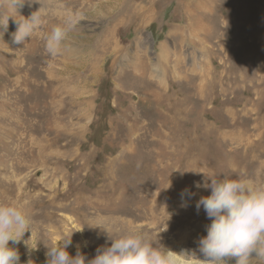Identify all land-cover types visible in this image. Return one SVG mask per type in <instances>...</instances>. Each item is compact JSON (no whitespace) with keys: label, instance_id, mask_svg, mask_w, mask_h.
<instances>
[{"label":"rangeland","instance_id":"rangeland-1","mask_svg":"<svg viewBox=\"0 0 264 264\" xmlns=\"http://www.w3.org/2000/svg\"><path fill=\"white\" fill-rule=\"evenodd\" d=\"M40 8L24 44L13 18L0 27V204L33 221L9 241L19 264H47L73 231L85 264L127 233L199 264L209 178L264 185V0H25L18 15Z\"/></svg>","mask_w":264,"mask_h":264},{"label":"clouds","instance_id":"clouds-1","mask_svg":"<svg viewBox=\"0 0 264 264\" xmlns=\"http://www.w3.org/2000/svg\"><path fill=\"white\" fill-rule=\"evenodd\" d=\"M24 3L25 0H0V8L18 15V9ZM18 16L20 19L0 12V27L4 31L8 29L9 18L14 19L17 29L12 34L13 43L19 45L24 44L41 26V8L28 18ZM78 23L74 15L68 14L63 25L52 28L46 38V49L51 55L55 56L61 51L69 32ZM209 179L211 183L205 187L211 188V194L202 196L196 202L197 211L202 205L211 219L207 235L199 240V251L205 259L196 260L199 264H226L227 259L236 258V264H256L257 261L264 264V185L253 186L239 179ZM32 223L31 217L21 206L14 203L0 204V264H19V253L9 247V241L18 244L26 232H31ZM73 232L54 246L47 245V264H85V257L79 251L75 257L66 251ZM181 255L194 257L154 247L144 234L127 233L112 239L110 247L98 250L88 264H181L178 259Z\"/></svg>","mask_w":264,"mask_h":264},{"label":"bare ground","instance_id":"bare-ground-1","mask_svg":"<svg viewBox=\"0 0 264 264\" xmlns=\"http://www.w3.org/2000/svg\"><path fill=\"white\" fill-rule=\"evenodd\" d=\"M45 49V48H44ZM11 75V74H10ZM49 87V86H48ZM51 88V87H50ZM36 117V116H35ZM74 120V119H73ZM32 124V123H31Z\"/></svg>","mask_w":264,"mask_h":264}]
</instances>
